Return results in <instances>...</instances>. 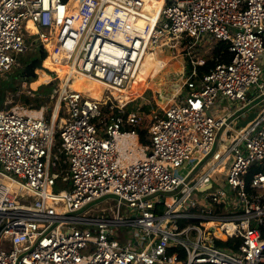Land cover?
Returning <instances> with one entry per match:
<instances>
[{
	"label": "built area",
	"instance_id": "built-area-1",
	"mask_svg": "<svg viewBox=\"0 0 264 264\" xmlns=\"http://www.w3.org/2000/svg\"><path fill=\"white\" fill-rule=\"evenodd\" d=\"M145 3L0 0V73L26 19L60 64L119 88L166 39L200 51L227 42L229 54L161 108L144 141L138 113L120 103L98 130L103 110L75 94L57 149L44 117L0 113V264H264V0H161L153 22ZM205 61L188 57L191 76ZM222 97L239 104L219 110ZM58 179L70 187L54 191ZM107 195L114 205L87 214Z\"/></svg>",
	"mask_w": 264,
	"mask_h": 264
},
{
	"label": "rangeland",
	"instance_id": "rangeland-1",
	"mask_svg": "<svg viewBox=\"0 0 264 264\" xmlns=\"http://www.w3.org/2000/svg\"><path fill=\"white\" fill-rule=\"evenodd\" d=\"M186 40L187 39L184 37L180 39L178 38L177 40L166 39L168 44L166 48L158 51H154V49L150 48L149 51L154 55L156 62L150 65L149 70L144 77L137 76V78L131 81L132 86L128 87V94L121 103L124 107L126 103L140 98L141 100L137 104L139 106L137 109H139L144 103L148 106L149 111L146 115L136 111V113H138L143 120L141 130L143 141L145 140L144 135L147 134V129L152 123L153 117L155 115L160 116L162 114L161 108L164 107L170 100L179 101L187 94V91L192 89L197 84L198 78L195 80L193 75L191 76L186 73L187 70L189 72V68H191V65L186 63L188 57L195 59L197 57H201V55H204L205 58L210 56V49L205 48L206 50H202V48V51H200V48L197 46H193L188 49V47L184 45V41ZM187 49L189 53H186ZM45 50L46 49L43 46L41 47L38 45L34 49H27L23 52L18 58L17 65L10 71L4 80L0 81V92H3V98L6 94L11 93L13 96L12 99L16 102L26 103L25 98H29V101H31L30 104L33 106H36V104H47L48 117H50L51 110L54 109L53 106L56 100L55 97H57V93L60 90V79H58L56 74H53L55 73L54 71L50 70L52 72L49 74L46 72L45 68H38V66H36L38 61H42L43 65ZM158 61L162 66L167 63L164 69L161 65H159ZM192 79H194V82H192ZM261 80H264V75L261 76ZM106 94L108 93L104 92V97H102L101 101L104 110L93 120L94 122H92L98 130H105L108 128L109 122H106V111L116 108V105H114L113 108L111 105L108 106L109 108H105L106 105H104L103 102L106 100ZM51 97L53 98L51 99ZM154 100H156V102ZM218 101H221L218 108L222 111L239 104L228 101L223 97L219 98ZM1 105L2 103L0 102V106ZM116 109L118 110V108ZM44 118L47 120L45 115ZM59 129L61 128L56 127L53 149H57L59 144ZM186 171L187 170L179 169L177 174L181 176ZM62 181L63 180L58 179V183H62ZM53 190H59V188L57 189V185L53 187ZM115 203L116 197L113 195H107L89 205L86 208L88 211L87 214L92 216H101L103 214L100 213V210L107 209L110 205H114ZM83 211H85V209L80 211L78 214H82L81 212ZM103 212L106 213L105 210H103ZM228 246L229 245H224V247Z\"/></svg>",
	"mask_w": 264,
	"mask_h": 264
},
{
	"label": "bare ground",
	"instance_id": "bare-ground-1",
	"mask_svg": "<svg viewBox=\"0 0 264 264\" xmlns=\"http://www.w3.org/2000/svg\"><path fill=\"white\" fill-rule=\"evenodd\" d=\"M160 4L161 0H146L145 6L143 8V11L145 12V15H143L145 18H148L151 20V22H153L155 19L154 16L157 12H155V10H157ZM132 21L133 20L131 17L126 19V22L130 25H132ZM20 36L22 45L18 50L11 53L13 63L9 68L0 73V81L4 80L10 71L17 65L18 58L23 52H25L27 49H34L39 45L41 47L43 46L46 50L44 52L45 56L43 59V65L42 61H38L36 66H38V68H45L46 72L49 74L54 71L55 73L53 74H56L58 79H60V90L57 93V97H55L56 100L53 106L54 109L51 110L50 117H48L47 104L33 106L29 103L16 102L14 99H12L13 96L11 93L6 94V96H4V98L2 97V99L0 98V102L2 103L0 106V113L13 111L37 117H44L45 115L51 124H53L55 127L62 128L72 121L70 108L67 101L65 100L68 95L75 94L80 96L88 103H94L97 106H100L101 110H104L101 104L102 97H104V92L108 93L105 96L106 100L103 102L104 105H106V109L109 108V105H111L112 108L114 105H119L126 98L128 94V87L132 86V82H129L125 88H119L111 86L102 80L91 78L76 72V69L73 66L75 61L70 62L68 65L60 64L57 60L58 56L54 54L55 41H43L30 19H26L22 23ZM154 62H156L154 55L151 54L150 51L145 53L143 60L138 66L135 78H137V76L144 77L148 72L150 65ZM52 98L53 97H51V99ZM126 143H129V141L118 139L117 148L121 149L126 145ZM210 225L212 226L216 224L212 223ZM221 238L223 239L225 237L221 236Z\"/></svg>",
	"mask_w": 264,
	"mask_h": 264
},
{
	"label": "trees",
	"instance_id": "trees-1",
	"mask_svg": "<svg viewBox=\"0 0 264 264\" xmlns=\"http://www.w3.org/2000/svg\"><path fill=\"white\" fill-rule=\"evenodd\" d=\"M184 45L187 47V45H188L187 41H184ZM227 48H228L227 42H216V43H214L210 49V56L206 58L204 66L197 68L198 75L195 76L194 79L196 80V78H198L199 76L201 77L203 74H205L209 70V68H211L217 62H227L229 60V54L227 52ZM189 74L191 75V68H189ZM194 79H192V82H194ZM0 94H1L0 98L2 99L3 92H0ZM29 100H30L29 98H25V102L30 104L31 101H29ZM140 100H141L140 98H137L136 100H133V101L126 103L124 105L125 112L128 113L131 111H133V112L139 111V112L146 115L147 112L149 111V109L145 103L142 104V106L139 109H137L139 107L137 104ZM38 105H40V104H36V106H38ZM116 115H118V110L116 108L112 109L110 111L107 110L106 111V116H107L106 122H109V124H110V122L116 117ZM61 169H63V174H66V172H67L66 171V165L62 164ZM255 170H256V168L254 166H252L249 174H247V176H246V183L247 184L249 183L252 172ZM70 185H71L70 181H68V180L63 181L62 183L57 184V189L61 188V187L69 188ZM247 190H249V187H247ZM260 232L262 234V237L264 238V223L262 226H260ZM223 239H225V238H223ZM225 245H230V242H228Z\"/></svg>",
	"mask_w": 264,
	"mask_h": 264
},
{
	"label": "water",
	"instance_id": "water-1",
	"mask_svg": "<svg viewBox=\"0 0 264 264\" xmlns=\"http://www.w3.org/2000/svg\"><path fill=\"white\" fill-rule=\"evenodd\" d=\"M253 116H254V113H250V114L248 115V117L246 118V120L240 122L238 125H239V126H243V125H244L248 120H250ZM107 136H108V135L106 134L105 137H107Z\"/></svg>",
	"mask_w": 264,
	"mask_h": 264
},
{
	"label": "crops",
	"instance_id": "crops-1",
	"mask_svg": "<svg viewBox=\"0 0 264 264\" xmlns=\"http://www.w3.org/2000/svg\"><path fill=\"white\" fill-rule=\"evenodd\" d=\"M220 104H221V101H219L218 105L220 106ZM227 109H229V108H227ZM227 109H226V110H227ZM219 110H221V109L219 108ZM226 110H225V111H226Z\"/></svg>",
	"mask_w": 264,
	"mask_h": 264
}]
</instances>
